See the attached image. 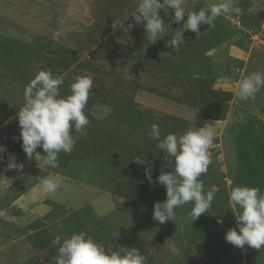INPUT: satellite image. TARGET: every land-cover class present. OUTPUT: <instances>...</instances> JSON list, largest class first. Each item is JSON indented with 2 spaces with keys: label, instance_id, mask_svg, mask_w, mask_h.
Returning a JSON list of instances; mask_svg holds the SVG:
<instances>
[{
  "label": "rangeland",
  "instance_id": "1",
  "mask_svg": "<svg viewBox=\"0 0 264 264\" xmlns=\"http://www.w3.org/2000/svg\"><path fill=\"white\" fill-rule=\"evenodd\" d=\"M88 1L0 0V146L6 149L0 153V264H55L62 242L80 231L106 251L122 252L121 247H135L146 256L147 264L264 262V246L237 248L224 238L229 228L237 227V221L226 206V191L219 176L221 165L216 163L217 152L211 147L212 162L199 178L206 192L215 193L207 212L191 222L193 205L188 203L175 209V221L160 224L153 218L154 203L167 198L166 188L157 177L171 172L172 165L158 149V141L150 138V125L158 124L163 138L168 133L182 135L193 126L203 127L205 119H222L226 106L240 100L236 90L246 67L243 51L234 48L229 54L238 60L227 57L225 67L214 68L209 57L212 51L206 44L209 29L196 35L184 30L186 16L175 23L173 11L161 9L160 15L168 26L164 37L152 44L148 43L144 22L137 24L132 16L139 0H96L89 5ZM262 1L233 0L231 13L218 17L213 30L228 45L242 47L255 41L264 53V33L259 34L264 17ZM218 2L186 0V9L199 11ZM128 24L133 27L125 33L123 29ZM207 26L201 25L200 29ZM178 31H183L185 43L173 50L166 44ZM256 46L252 51L256 52ZM255 56L250 60L254 70L247 65L248 75L264 71V56ZM40 70H51L54 77L63 78L61 97L71 94L70 85L77 77L92 78L93 87L84 109L91 120L88 126L107 122L112 125L119 119L129 123L138 110L148 123L147 136L140 140L143 147L136 154L122 148L118 172L103 177L114 192V196L103 199V204L88 203L74 209L42 199L39 204L45 210L33 211L35 208L22 200L24 190H30L45 173L59 172L70 160L84 159L85 154L96 152L87 148L93 133H88L87 126V135L77 139L72 152L60 153L58 168L40 167L39 156V162L35 155L27 160L17 115L25 103V86ZM257 95L256 100H242L254 112L264 109V87ZM256 134L249 135V157L254 165L264 166L260 160L264 157L263 146L258 144L261 137ZM37 153L46 155L40 147ZM9 154H15L17 161L24 164L21 171L6 167ZM146 170H151L152 184L145 176ZM12 175L16 178L12 179ZM34 176L36 180L31 179ZM110 198L113 202H108Z\"/></svg>",
  "mask_w": 264,
  "mask_h": 264
},
{
  "label": "clouds",
  "instance_id": "2",
  "mask_svg": "<svg viewBox=\"0 0 264 264\" xmlns=\"http://www.w3.org/2000/svg\"><path fill=\"white\" fill-rule=\"evenodd\" d=\"M233 0H220L208 8L199 11H187L186 0H139L134 17L137 24L144 22L148 43H156L164 37L167 25L160 15L163 9L166 13L171 9L172 20L180 23L186 16L184 30L199 34L201 25L215 27L214 21L229 15ZM118 24H114V27ZM168 26V25H167ZM133 27L128 24L123 29L127 33ZM183 31H178L167 41L166 46L179 50L184 44ZM63 78L53 76L51 70H40L25 86L24 106L18 111L17 119L20 126L22 150L28 159L40 157V167L58 168L61 152L71 153L77 139L87 135L89 118L85 113L93 80L90 76H79L70 85V95L61 97L59 86ZM264 87V71H256L238 84L236 96L240 100L254 98ZM150 138L158 141L157 147L162 150L164 159L171 163V172H162L157 181L166 188V200L155 202L153 218L160 224L176 220L175 209L188 203L193 207L190 212L191 222L201 214L206 213L215 198L213 191H205L203 182L199 179L208 171L211 158L209 149L214 142V132L210 125L192 127L182 135L168 133L161 138L160 126L150 125ZM43 149L46 155L37 153V148ZM6 149L0 146V153ZM3 157L0 156V160ZM15 154H9L6 167L21 171L23 163H17ZM145 176L152 184L151 170L145 171ZM45 192L54 193L61 182L55 177L41 179ZM229 203L236 212V228H229L225 240L237 248L245 245L261 249L264 246V191L259 187L236 185L229 194ZM222 223V221H218ZM238 229V231H237ZM122 248L120 251H106L94 242L84 231L73 233L66 238L58 248L54 258L55 264H147V258L139 249Z\"/></svg>",
  "mask_w": 264,
  "mask_h": 264
},
{
  "label": "crops",
  "instance_id": "3",
  "mask_svg": "<svg viewBox=\"0 0 264 264\" xmlns=\"http://www.w3.org/2000/svg\"><path fill=\"white\" fill-rule=\"evenodd\" d=\"M95 1L96 0H89L87 4L89 5L90 2ZM262 3L264 4V0ZM261 24V31L259 34L264 33V17L263 20H261ZM207 29H209L208 38H210L207 40L206 44L209 51H212L209 57L212 58L211 60L214 68L225 67L224 59H227V57L236 60V57H232L229 54V51H233V49L236 48L237 50L243 51V57L247 60L246 63H244V67H246L242 72L244 79L248 76L247 65L253 69L251 67L252 65H250L251 58L254 57L255 54H258V56H255L258 58L264 56V53H261L259 49L261 47H258L255 41L242 47L238 44H236L237 46L234 44L228 45L226 40L221 39V35L213 30L212 27L207 26L206 28L200 29L199 34ZM201 36L203 35H200V37ZM212 38L214 39L211 40ZM217 43H219V46H217ZM255 46L258 47L256 52L252 51ZM212 55L214 57H212ZM260 66L262 67L263 63ZM245 71H247L246 76H244ZM251 73H253V71ZM257 98L258 95L256 93L255 97L250 98V100H256ZM233 101H231L228 108L226 106V109H224L226 114L222 119H205L202 125L208 124L213 129L214 141L216 140V142L211 146V150L213 149V151L215 150L217 152V154H215V161L217 164L221 165L219 169L221 173L219 176L222 178V184L226 191V206L236 217L235 213L240 210L238 207L233 208L228 199L234 186L259 187L261 191H264V166L261 164L257 166L254 165L251 162V157H249L250 152H248L252 149L251 145H249L252 143V137L250 138L249 135L255 132L258 137H261V139L258 140V144H262V150L264 152V109L259 108L254 112L250 108H247L249 106H245L242 100H239L238 103L235 102L236 104ZM246 101L249 102L248 100ZM89 111L90 110H88V112ZM136 112L134 111L132 118L128 119L129 123H123V121L116 118L118 121H115L112 125L108 122L107 124L103 123L105 124L104 126H102L103 124L94 125V123L89 125L88 133H93L92 136L88 137L89 142L87 143H89L90 146L87 145V148L94 149L96 152L92 155L86 152L87 154H85L84 157L87 158L84 159L74 158L70 160L65 168L59 169V172L53 171L45 173L42 177L38 178V182L34 183L30 190H24L25 192L22 200H24L27 205H32L33 208H35L32 210L36 211L45 210V208L41 207L39 204L42 199H50L54 202L78 209L88 203L103 204L102 202L106 200V196H108L107 198L114 196V192L110 191L108 188L110 183H105L103 177L105 174L107 175V173V176H110L118 172L116 165L117 161L120 160L119 156L122 148L136 154L137 150L143 147L140 140L142 141V138L147 136L146 126L148 123L145 122L142 115L140 116V110H138L139 113ZM137 124H139V126H137ZM86 140L87 138L84 139V141ZM258 157L260 156H257V158ZM114 158H116V160ZM260 160L264 161V157ZM20 161L23 162V160ZM37 161L39 162L38 157L36 158V162ZM16 162L20 163L19 161ZM113 167L115 168L114 170ZM35 176L31 179L36 180L37 177ZM45 177L57 178L61 182V186L54 193L45 192L41 185V179ZM11 178L15 179L16 177L12 175ZM211 187L217 190L216 185ZM107 200L108 202L112 201L111 198ZM240 264H264V262L250 263L243 261Z\"/></svg>",
  "mask_w": 264,
  "mask_h": 264
},
{
  "label": "bare ground",
  "instance_id": "4",
  "mask_svg": "<svg viewBox=\"0 0 264 264\" xmlns=\"http://www.w3.org/2000/svg\"><path fill=\"white\" fill-rule=\"evenodd\" d=\"M249 139V138H248ZM250 145V144H249Z\"/></svg>",
  "mask_w": 264,
  "mask_h": 264
}]
</instances>
